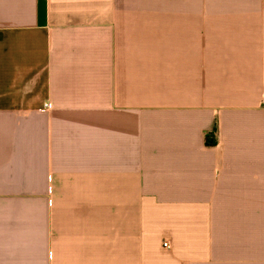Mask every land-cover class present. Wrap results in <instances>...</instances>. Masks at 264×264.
<instances>
[{
    "label": "crops",
    "instance_id": "crops-1",
    "mask_svg": "<svg viewBox=\"0 0 264 264\" xmlns=\"http://www.w3.org/2000/svg\"><path fill=\"white\" fill-rule=\"evenodd\" d=\"M0 264H264V0H0Z\"/></svg>",
    "mask_w": 264,
    "mask_h": 264
},
{
    "label": "built area",
    "instance_id": "built-area-1",
    "mask_svg": "<svg viewBox=\"0 0 264 264\" xmlns=\"http://www.w3.org/2000/svg\"><path fill=\"white\" fill-rule=\"evenodd\" d=\"M165 245H168V243L166 242Z\"/></svg>",
    "mask_w": 264,
    "mask_h": 264
}]
</instances>
